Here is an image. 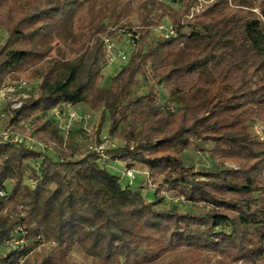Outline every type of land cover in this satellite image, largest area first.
<instances>
[{
    "label": "trees",
    "instance_id": "trees-1",
    "mask_svg": "<svg viewBox=\"0 0 264 264\" xmlns=\"http://www.w3.org/2000/svg\"><path fill=\"white\" fill-rule=\"evenodd\" d=\"M196 3L139 0L140 24L127 29L138 39L127 63L101 85L105 39L126 26L115 27L113 8H95L94 0H0L6 31L0 87L19 72L37 82L9 110L7 129L39 133L52 151L0 142V189L6 191L0 195V243L18 224L26 225L28 239L21 253L0 257L1 264L41 245L50 248L22 264H68L76 244L94 264H153L168 255L165 264H178L173 256L179 251L190 264H203L205 248L230 263L264 264V138L251 129L264 121V0H212L187 17ZM165 17L174 34L155 31ZM151 33L154 39L139 47ZM256 69L263 74L253 81ZM138 75L151 83L133 95ZM161 86L176 107L160 105L155 89ZM65 103L102 107L94 142L102 140L107 114L108 134L125 144L105 149L106 159L87 148L78 153L70 137L40 117L55 107L63 111ZM193 141L210 144L213 158L238 167L195 170L184 159ZM31 160L38 167L27 176ZM110 160L146 167L156 196L164 191L204 208H159L161 198L148 200L122 185Z\"/></svg>",
    "mask_w": 264,
    "mask_h": 264
},
{
    "label": "rangeland",
    "instance_id": "rangeland-1",
    "mask_svg": "<svg viewBox=\"0 0 264 264\" xmlns=\"http://www.w3.org/2000/svg\"><path fill=\"white\" fill-rule=\"evenodd\" d=\"M212 0H197V3L195 5V8L192 10V12L187 16L189 18H192L193 15H195L196 12H202L203 9H205V4L210 2ZM138 3L139 0H94V7L95 8H113V18L115 19L116 16L118 15L119 17L117 18L116 21V26L119 27L122 25H126L122 28L119 29L118 34L114 37H111L113 40L116 41L118 47L127 53L128 59L129 56L132 52L133 46L131 42L129 41V35H127V29H129L132 26H138L140 24L139 20V13L140 10L138 8ZM180 4H173L174 7H178ZM255 10L258 11V8H254ZM155 13V12H154ZM163 24H169V19L165 17L162 21ZM6 37V31L3 27H0V41H3L4 38ZM154 34L151 33V35L147 38L141 39L139 42V47L141 48H146L147 45L154 39ZM55 45V43H54ZM128 61V60H127ZM127 61H122V60H117L115 62L108 63L109 66L105 67L103 70L104 77L103 81H101V85H107L111 78V67L117 66L119 62L124 63V65L127 63ZM123 65V66H124ZM122 66V67H123ZM110 67V68H109ZM19 78H24V73L19 72ZM117 74V73H116ZM263 74V70H253V81H256L261 75ZM110 75V76H109ZM109 76V77H108ZM36 83L35 81H31V85L33 86V89L36 88ZM151 83L150 77H143L141 75L137 76V82L133 86V95H139L147 91L148 85ZM156 94H157V99L160 105H165V104H170L173 105V107H176L174 101L169 99V94L168 91L164 87H156ZM67 110H63V115L60 119H58V122L56 123L53 121L54 126L57 127L61 133V135L65 136L66 138H69V132L74 131L75 127H79V133L75 138L77 137L78 142L80 143L76 149L78 153L83 152L89 143L95 141V137L97 135V127L99 122L101 121V115L103 112V108L99 107L98 109H92L90 106H88L86 109L83 111H79L76 109L77 113L80 115L79 119L77 120H70L68 118ZM71 122H70V121ZM77 124V125H76ZM108 128H109V118L106 114L102 126L100 128V133L99 136L102 138L104 136H110L108 134ZM121 131L125 130L124 125L121 126ZM251 129L253 132L260 138V140H263L264 138V121L261 119H257L256 121L253 122V125H251ZM37 143L35 148L37 150H46L45 152L52 154V151L50 149H45L41 145V140L39 139V133L34 134ZM113 141L115 146H120V143L125 144V141L117 136H110ZM210 144H205L201 143L200 141H193L190 143V145L187 147V149L184 151V159L186 164L191 165L194 167L195 170H201L204 172H218L221 169L224 168H237L238 164L235 162L231 161H224L221 162L215 158H213L210 155ZM105 157V156H104ZM31 163L28 164L27 167H25V171L27 176L30 175L31 169L32 168H37L38 167V160H31ZM134 168V167H133ZM136 169L137 174H143L146 176V180L143 182L144 185L150 187L152 191L154 192L155 187L151 185L150 183V178L148 176V171L145 169H139V168H134ZM123 171V170H122ZM122 171H121V179L125 180L127 183V179L122 176ZM27 182L29 181L28 178H26ZM146 182V183H145ZM133 180L130 182V187H132ZM155 198H161V202L158 205L159 208H170V209H180V210H185V211H191L194 213H197L198 211L202 210L204 208L203 204L200 203H192L187 201L185 198L180 197V196H175L170 193L164 192V191H159L158 195L156 196L154 192ZM50 247L48 245H41L33 249L31 252L27 253L25 256V260L27 262H32L37 260L41 255L48 250ZM200 256L202 258L203 264H235V263H230L227 262L224 256L221 254H218L214 252L212 249L205 248L200 250ZM178 264H190V261L187 258H184L183 252L179 251L176 252L175 255L173 256ZM171 258L170 255L168 256H163L160 260L155 261L153 264H165L168 262V260ZM65 263H79V264H94V260L91 256L87 255L81 246L79 244H76L73 249L69 252V254L65 258ZM237 264H250L248 262H238Z\"/></svg>",
    "mask_w": 264,
    "mask_h": 264
},
{
    "label": "built area",
    "instance_id": "built-area-1",
    "mask_svg": "<svg viewBox=\"0 0 264 264\" xmlns=\"http://www.w3.org/2000/svg\"><path fill=\"white\" fill-rule=\"evenodd\" d=\"M157 33H162L164 35H170L175 33L173 25L169 24H160L155 28ZM129 35V41L131 44H134L138 39V33L134 31H129L126 33ZM105 49L107 55L108 63L115 62L117 60L127 61L128 55L126 52L122 51L115 40L112 38L105 39ZM33 86L31 83L26 81L23 78L6 79L0 87V105L4 102L7 105V111L10 109H15L19 107L22 101L29 96L30 91ZM57 114L61 113V109L56 107ZM68 118L72 120L79 119L80 115L75 109H68L67 111ZM7 112L0 110V117L4 116ZM69 120V121H70ZM70 121V122H71ZM0 142L9 141L16 144H23L29 148H35L37 139L32 133H18L12 130L6 129L3 133L0 134ZM41 145L46 149L47 144L40 142ZM114 141L110 136L102 137L100 143L91 142L88 144L87 149L89 151H96L103 155L105 149L114 147ZM104 156V155H103ZM136 169L133 167H128L122 171V176H124L127 181V185H130V182L136 177ZM6 191L0 189V195H5ZM6 211V210H5ZM27 227L25 224H18L13 229L12 234L6 238L2 243H0V257H6L8 253L15 252L21 253L26 247L28 239L26 238ZM39 238V237H38ZM53 244L51 243L50 246ZM25 260V256H20L16 262L12 259L5 262V264H22Z\"/></svg>",
    "mask_w": 264,
    "mask_h": 264
},
{
    "label": "crops",
    "instance_id": "crops-1",
    "mask_svg": "<svg viewBox=\"0 0 264 264\" xmlns=\"http://www.w3.org/2000/svg\"><path fill=\"white\" fill-rule=\"evenodd\" d=\"M123 65H124V63L119 62L117 66L111 67L110 71L112 72L111 73L112 77L116 73H118L120 71V69L122 68ZM107 66H109V64H107L106 67ZM63 105L64 106H63L62 110H68V109H75L76 110L77 109L79 111H83L84 109H86L88 107V105H86L84 103H77V104H70V105L65 103ZM0 110L7 112L4 116L0 117V134H1L8 128V125H9V122H10V118H11V113L7 111V105L4 102L0 105ZM63 113L64 112L61 111V113L57 114V110H56V107H55V108L49 110L48 112L41 114L40 117L43 120H49L51 122L55 121L57 123L58 119H60L62 117ZM30 122H31V120H28V121H26V124H29ZM78 128H79L78 126L75 127L74 131H72L71 133H70V131H68L69 135H70V138H71V141H72V144L74 145L75 149H77L78 145L80 144V143H77L78 142L77 137L75 138V135L77 136L78 133H79V129ZM122 142H125V141H122ZM122 145H123V143H120V146H122ZM104 158L106 159L107 157H104ZM108 165L117 174H120L122 170L128 168L127 162L124 161V160H110L108 162ZM130 167L139 168V169L141 168V169H145L146 170V167H144V166H142L140 164H135V165L130 166ZM145 180H146V176L145 175L140 174V173L137 174L136 177L133 179V183H132V187L131 188L139 190L141 192V194L146 199L154 200L155 199L154 192L152 191V189L150 187L146 186V184L144 185L143 182ZM121 183H122V185H125L126 181L121 179ZM1 261H2V259H0V264H1Z\"/></svg>",
    "mask_w": 264,
    "mask_h": 264
}]
</instances>
